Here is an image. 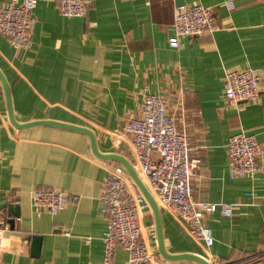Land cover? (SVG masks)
I'll list each match as a JSON object with an SVG mask.
<instances>
[{
    "label": "crops",
    "instance_id": "0c3cea01",
    "mask_svg": "<svg viewBox=\"0 0 264 264\" xmlns=\"http://www.w3.org/2000/svg\"><path fill=\"white\" fill-rule=\"evenodd\" d=\"M84 1L85 18L63 17L58 0L39 2L28 51L15 50L0 36V70L11 85L17 121L86 127L101 154L120 155L135 166L132 138L123 126L142 117L147 95L163 98L188 138L190 157L201 160L191 183L194 200L233 207L230 218L219 212L205 217L213 237L209 249L190 237L183 222L161 211L167 251L200 255L212 264H264V155L254 179L233 180L225 149L240 131L264 148V0ZM11 3L0 0V8ZM180 5L210 9L218 30L183 38L180 48L172 49ZM246 69L260 70L259 96L228 107L225 74ZM104 163L122 166L97 159L84 134L15 129L0 84V230L26 242L20 256L3 255L1 264H104ZM41 190L63 192L71 201L59 215L38 218L32 198ZM140 225L154 264H197L156 254L150 209ZM34 236L42 239L39 257L32 253ZM114 264H128L124 249H116Z\"/></svg>",
    "mask_w": 264,
    "mask_h": 264
},
{
    "label": "built area",
    "instance_id": "2783aa9c",
    "mask_svg": "<svg viewBox=\"0 0 264 264\" xmlns=\"http://www.w3.org/2000/svg\"><path fill=\"white\" fill-rule=\"evenodd\" d=\"M41 1L16 0L0 8V36L8 39L15 50L28 51L33 46L34 11ZM60 14L65 18H85L88 5L84 0H58ZM172 49L180 48L183 38H200L218 30L210 9L201 5H180L175 9ZM260 70L246 69L228 72L223 81V97L228 107L253 103L259 96ZM123 132L132 138L135 167L161 211L183 222L190 237L205 249L213 245V237L204 219L216 212L222 217L233 216V207L225 204L196 202L192 195V179L201 167L200 159L190 157L188 138L177 129L176 118L168 113L165 100L147 95L142 117L128 120ZM227 168L230 179H254L262 169L264 148L254 136L240 131L227 139ZM157 155V158L154 157ZM107 175L102 186L101 202L108 218L104 234V264L115 263V252L122 248L128 253V264H154L155 254L143 238L140 220L150 209L145 198L136 190L122 166L104 163ZM77 198H73L76 201ZM71 198L63 192L41 190L33 194L32 206L38 218L44 213L57 216ZM89 243V241H87ZM24 238L5 237L0 230V264L3 255L20 256Z\"/></svg>",
    "mask_w": 264,
    "mask_h": 264
},
{
    "label": "water",
    "instance_id": "95a60500",
    "mask_svg": "<svg viewBox=\"0 0 264 264\" xmlns=\"http://www.w3.org/2000/svg\"><path fill=\"white\" fill-rule=\"evenodd\" d=\"M0 84L3 89L6 107H7V114L8 120L10 124L17 130H27L32 128L38 127H50L60 130H65L69 132H75L86 135L91 144V150L93 155L104 162H118L120 165L123 166L125 171L127 172L128 176L132 180L136 190L145 198L152 214L154 217L155 223V231H156V239H157V250L156 254L160 255L163 259L170 261V262H193L197 264H212L207 259L201 257L200 255L196 254H170L165 246V237H164V229H163V222H162V213L160 206L151 193L148 186L142 180L140 174L138 173L135 166H133L130 161L125 159L124 157L117 155V154H101L97 147L96 137L94 133L82 126H75L71 124H65L55 121H34L29 123H20L17 121L14 108H13V101H12V90L11 85L8 82L4 73L0 70ZM12 224V222H11ZM41 242L42 239L38 236H34L32 238V253L34 257H39L40 250H41Z\"/></svg>",
    "mask_w": 264,
    "mask_h": 264
},
{
    "label": "bare ground",
    "instance_id": "6f19581e",
    "mask_svg": "<svg viewBox=\"0 0 264 264\" xmlns=\"http://www.w3.org/2000/svg\"><path fill=\"white\" fill-rule=\"evenodd\" d=\"M143 180V179H142ZM145 183V182H144Z\"/></svg>",
    "mask_w": 264,
    "mask_h": 264
}]
</instances>
